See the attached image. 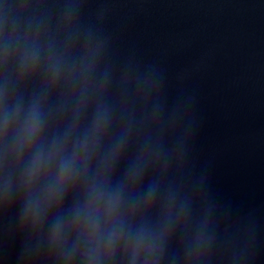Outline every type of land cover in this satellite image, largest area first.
Wrapping results in <instances>:
<instances>
[{
	"label": "water",
	"instance_id": "1",
	"mask_svg": "<svg viewBox=\"0 0 264 264\" xmlns=\"http://www.w3.org/2000/svg\"><path fill=\"white\" fill-rule=\"evenodd\" d=\"M27 2V17L40 19L53 38L63 39L71 13L81 42L88 34L101 42L96 76L107 75L112 135L126 124L125 109L137 117L118 176L135 157L142 132L151 131L150 124L141 128V118L147 114L150 122L159 114L172 153L164 175L188 204L187 227L176 230L170 254L181 257L186 240L206 222L213 238L207 264H264V0ZM145 79L152 84L146 96ZM39 84L28 82L25 92ZM62 123L54 118L52 126ZM159 177L152 169L145 183ZM27 242L16 200L0 208V264H48L26 256Z\"/></svg>",
	"mask_w": 264,
	"mask_h": 264
},
{
	"label": "clouds",
	"instance_id": "2",
	"mask_svg": "<svg viewBox=\"0 0 264 264\" xmlns=\"http://www.w3.org/2000/svg\"><path fill=\"white\" fill-rule=\"evenodd\" d=\"M29 7L0 0V208L19 201L26 256L48 264H207L213 238L206 222L181 257L169 252L176 230L187 227L188 204L164 175L172 153L159 114L141 118L151 131L142 132L118 176L137 117L125 109L127 122L112 135L107 75L96 76L101 42L91 34L81 42L71 13L63 39L53 38L40 19L27 17ZM36 79L39 86L25 92ZM151 88L145 79L142 94ZM54 118L63 123L53 127ZM178 122L171 118L173 130ZM152 169L160 177L145 183Z\"/></svg>",
	"mask_w": 264,
	"mask_h": 264
}]
</instances>
